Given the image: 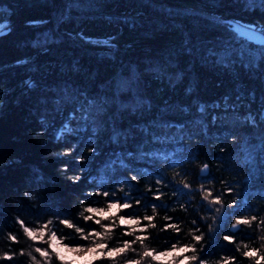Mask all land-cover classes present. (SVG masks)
I'll return each mask as SVG.
<instances>
[{
	"label": "trees",
	"instance_id": "1",
	"mask_svg": "<svg viewBox=\"0 0 264 264\" xmlns=\"http://www.w3.org/2000/svg\"><path fill=\"white\" fill-rule=\"evenodd\" d=\"M242 3L243 0L240 4L235 0H0V23L9 26L5 30L7 34L0 33V255L5 251L18 253L12 261L0 260V264H37V261L43 264L34 249L47 245L27 237L17 217L33 229L51 221L49 232L67 237L65 242L88 244L89 241L79 239L74 229L59 221L67 219L85 231H102L100 225L85 222L81 216L88 214L84 210L89 206H107V198L87 195L98 186L108 191L115 188L117 198L129 192L133 207L121 209L118 215L142 218L153 214L151 202L158 207L156 227L147 233H136L149 237L145 245L134 244L136 252L129 251L115 259L93 260L92 264H125L126 260L139 259L138 254L145 247L158 252L169 249L177 241L190 243L193 220L205 233L206 247L199 254L210 264L225 256L236 257V264H256L259 256L264 255V240L260 239L264 227H257L264 220V172L261 171L264 123L256 128L241 127L229 118L223 121V127H201L212 115H224L222 110L212 111L211 105L231 92L234 83L238 90L255 91L253 111L264 108V63L245 74L247 80L240 83L241 74L236 69L232 70L230 79L215 71L210 59L237 53L242 54L246 63L249 57L259 60V50L249 49L241 42L242 38H233L230 32L216 26L235 20L264 25V6L259 0H249L255 5L252 8ZM78 32L100 45L90 46L75 39ZM181 34L186 38L184 42ZM112 36L117 38L116 48L112 50L102 45L103 41H95ZM27 79L37 86L27 88ZM171 80L173 83L168 84ZM219 81L222 87L216 86ZM84 89L100 96L107 108L101 106L97 115L102 117L109 110L114 113L116 130L130 133L127 141L121 137L119 145L111 143L112 128L108 126L104 130V124L99 126L102 131L98 142L91 145L97 149L95 155L88 152L86 139L90 132L86 133L84 128L78 129L81 132L78 138L70 136L63 142L54 139L55 131L69 112L84 104L87 99L82 93ZM201 103L209 106L203 121L197 107ZM112 118L109 115L108 121ZM168 125L182 127L183 133ZM141 127H149L152 136H166L168 140L152 142L148 134L139 131ZM237 128V138L233 141L229 133ZM73 145H77L74 151L58 155ZM158 150L169 155L175 152L182 164L168 167L160 160L153 166L144 151L155 155ZM129 151L134 155L125 159L128 170L113 169L109 162L115 159L114 153ZM81 155L86 157L84 164L77 160ZM204 163L208 165L209 177L201 179L200 168ZM62 164L68 165L67 171H61ZM153 167L162 169L169 180L175 177L176 181L190 184L192 192L174 203L173 189L162 188L166 193L162 201H150L149 189L155 191L156 177L144 173L151 172ZM81 168L85 171L80 181L73 183L69 177L81 174ZM132 175L138 176V183L133 181L130 191L128 184L117 185V180ZM201 184L211 188L213 195L224 193L221 198L228 216L222 227L214 226L211 232L209 225L213 224L214 213L200 204ZM229 186L234 188L232 194L224 192ZM121 187L123 192L119 190ZM137 199L141 200L139 206L135 204ZM233 200L239 207H231ZM161 203L167 208L160 207ZM179 203H185L186 208L181 209ZM165 215L172 216V222L180 225L179 234L171 229L161 230L167 223L163 219ZM252 215L258 219L251 226L241 225L235 233L229 231L235 216ZM110 222L102 220V224ZM131 231L129 226L117 227L103 242L119 247L120 241L135 239L125 234ZM10 233L17 236L16 242L8 239ZM225 234H234L235 243L223 241ZM243 244L260 249L259 255L255 259L243 257ZM237 245H241V251H236ZM21 249L24 255H19ZM32 256L37 260L33 261ZM54 264L65 262L54 261ZM67 264L77 263L67 261ZM140 264L169 262L143 258Z\"/></svg>",
	"mask_w": 264,
	"mask_h": 264
},
{
	"label": "snow or ice",
	"instance_id": "2",
	"mask_svg": "<svg viewBox=\"0 0 264 264\" xmlns=\"http://www.w3.org/2000/svg\"><path fill=\"white\" fill-rule=\"evenodd\" d=\"M236 3L240 4V0H235ZM259 3L264 6V0H259ZM243 6L244 7H255V5L249 3V0H243ZM258 9V8H257ZM259 10V9H258ZM221 18V17H220ZM208 23H215L214 21H206ZM35 23V22H30ZM245 24L240 23L239 21L230 24H216L217 27H222L230 34L233 35V38H242L241 42L246 43L249 47V49H256L259 50V60L256 61L254 58L249 57V62H245L241 57L242 54L233 53L231 56H225L223 59H220L217 56H212L210 59L213 61V67L215 71L223 72L224 76L230 77L232 79V70L236 69L238 73L241 74V80L240 83H245L247 80V75L252 71L254 67L259 68V65L261 63H264V25H251L250 27H245ZM9 26L0 24V33H3V35L6 33V28ZM134 27V25H133ZM179 31V30H177ZM181 42L185 41V37L181 34ZM75 39H78L79 41L83 42L86 45H100V44H94L91 38H89L87 35H85L83 32H78L75 36ZM116 37L112 36L104 40H95V41H103L104 46L107 47V49L112 50L113 48H116ZM188 42L191 43V33H189ZM213 51H218L217 49H214ZM219 60V62H217ZM149 67V66H148ZM139 69H136V72H138ZM170 71L175 72V69H170ZM185 73L187 69L184 70ZM150 75H156L155 72H149ZM140 79L141 76H139ZM173 80L169 81L168 84H172ZM25 85L27 88L32 89L37 86V84L30 79L25 80ZM217 87H222V81H219L216 85ZM189 92H191V87L188 89ZM82 93L85 94L84 96H87V99L84 101L83 105H77L71 112H69L68 116L65 118V120L59 125L57 130L55 131L54 139L57 142H63L68 139L70 136H76L79 137L78 129L84 128L85 132H90V134L87 136L86 139V145L88 146V152L91 155H95L97 152V149L95 147H92L91 145H94L98 142L99 134L101 133V128L99 127L101 124L105 125V129L107 130L108 126H111L113 135L110 137V142L114 143L116 145H119L121 142V137L125 141H127L128 136L130 133L126 132H118L116 130V118L114 113H111L110 110L105 112L104 115L98 116L97 113L100 110V107L107 108L106 104H102L101 98L99 95H92L91 92L84 89L82 90ZM91 97V98H89ZM256 97L255 91L252 89H244L240 88L239 90L236 87V84L234 83L232 86L231 92L225 93L220 100L215 101L211 105V110H222L224 115H212L210 121H206L201 124V127L203 129H207L210 125L211 126H221L223 127V121L231 118L237 125L241 127H251L256 128L261 123H264V108L257 107L255 111L252 110L251 104L253 103V100ZM150 107V105H149ZM198 114L201 120L203 121L207 114L209 113V106L205 103H201L198 106ZM241 109H245L244 112H241ZM186 110V109H183ZM112 115V121H108V116ZM123 115V113H121ZM73 124H76L78 126L73 127ZM44 125L41 124V128H43ZM169 128L175 129V131H179L183 133V128H176L174 125H168ZM141 133L148 134L151 137L152 142H160L161 139L167 141L168 137L166 136H152L151 130L149 127H141L139 129ZM236 132H238V128L235 131H230V135L233 141H236ZM39 134H44L43 132H40ZM183 137H181L182 139ZM243 139V138H241ZM77 145H73L72 148H66L62 153H59V156L67 155L75 150ZM251 151V150H249ZM145 152V158L151 159L153 166H155L160 160H164L168 167H175L176 165L182 164L181 160L176 159V153L172 152L171 155L169 153L164 152L161 153L159 150L155 153V155H152L150 151H144ZM132 152H119L114 153L115 159L111 160L109 163L113 169H117V171L120 170H128L127 165L125 163V159H131L133 157ZM248 159L251 160V155L248 156ZM77 160L84 164L86 157L81 155L77 157ZM14 163L10 162L9 165ZM68 165L62 164L61 165V171H67ZM85 171V168H81V174H78L74 177H69V179L73 182H79L81 179V175ZM262 172H264V169H261ZM108 173L106 172V175ZM145 175H154L156 177V184L157 187L155 191H152V189H149L151 191L152 195L150 198V201H162V198L165 196V192L162 191V188H168L171 187L173 189L172 196L176 198L174 203L179 202L180 198L182 196H188L192 192L191 185L188 183L183 182V180L176 181L175 177H173L172 180H169L164 174L163 170L160 168L153 167V170L151 172L145 171ZM113 173V177H114ZM177 175H180L177 173ZM110 177V178H113ZM200 177L201 179H205L209 177V170L208 165L205 164L203 168L200 171ZM133 181H136L138 183V176L132 175L130 178L125 177L124 180H117V185H123L128 184L129 185V191L131 190L134 185L132 184ZM90 183H93V181H89ZM103 186H98L96 188L95 192H89L87 193L88 196H96V197H104L107 198V206L104 207H87L84 211L88 213L85 215L84 213H81V216L83 217V220L85 222L87 221H93L96 225H100L102 228V231H97L96 229H92L91 231H85L84 228L78 227L75 224L71 223L67 219L60 220L59 222L65 226H67L70 229H74L75 233L78 235L79 239L83 241H89L88 244H70L65 242L67 240V237H58L56 231H50L49 232V224H51V221H48L44 223L41 227L38 228H29L24 224L23 220H20L17 217V223L20 224L21 228H23L24 233L29 237L33 242H43L46 244V247H35L34 251L35 253H38L39 256L42 258L43 264H54V261H61L65 262L67 264L68 257L65 253H84L82 257H79L80 260H84L86 264H92L93 260H104V259H115L117 256H120L122 254H126L129 251L136 252L137 250L132 247V245L139 243L140 245H145V242L149 239L147 235H137V231L140 233H147L148 229L155 228L156 224L154 223V219L157 214V207L158 204L155 202H151V209H152V215H144L142 218L139 216L132 217V216H125V215H118L119 211L121 209H129L132 208L133 205L129 202L131 199L129 192H123V188L121 187L119 190L123 192V196L120 198H117V190L114 188L112 191L108 190H101ZM234 191V188L232 186H229L226 190H224L227 194H232ZM224 193H221V195H213V191L211 188H205L203 184L200 186V195L201 205H206V210L210 213H214L211 216V219L213 221V224L209 225V232L213 231L214 226H223V224L226 222L228 213L224 211L223 207V201H222V195ZM25 195H28L25 193ZM121 199H123V203H121ZM149 201H146L148 203ZM188 204L191 203V201H187ZM135 204L137 206L141 205V200L137 199L135 201ZM246 205V201H245ZM160 207L167 208L166 204H159ZM179 207L181 209L186 208L185 203H179ZM231 207L236 208L239 207L236 200H233ZM118 219V223H117ZM163 219L167 222L164 224L162 231L166 230H173L175 233L179 234L182 229L178 223L172 222L173 217L169 215H165ZM258 217L256 215H252L251 217L247 216H235L234 221L231 224V227L229 229L230 232L235 233L239 230V227L241 225L245 226H251L253 222H256ZM103 221H111L110 223H103ZM146 222V223H145ZM193 227L189 229V235L191 236V242L190 243H184L181 244L179 241L177 243L171 244V247L169 249H165L162 252H157L154 249H149L148 247H145L142 253H139V259H133V260H126L125 264H140L141 259L143 258H151V260H160L161 258H167L169 264H210L208 260L203 259L200 256V252L204 250L206 245L204 244L205 240V233L202 232L199 227L196 226L197 222L196 220H193L192 222ZM120 226H129L132 227L131 232H126L127 235L135 236V239H125L120 241L119 247H110L108 243L103 242L106 238L110 236L113 229L120 227ZM257 227H264V220H260L257 224ZM8 239L10 241L16 242L17 236L14 234H9ZM223 241L228 242L230 244L235 243V237L233 235L225 234L222 237ZM261 240H264V236L260 237ZM58 242L62 246H58ZM199 245V248L197 247ZM243 251L242 255L245 258H252L255 259L260 252V249L258 248H250L248 244H243ZM236 251H241V245H237ZM18 253L12 252V251H5L2 255H0V260L3 261H12ZM19 255H24L23 249L20 250ZM31 259L33 261H36V256H32ZM73 260L76 259V257H72ZM261 261H264V255H260L259 259L256 260V264H261ZM37 264H40L39 261H37ZM215 264H236V257H221L219 260L215 262Z\"/></svg>",
	"mask_w": 264,
	"mask_h": 264
},
{
	"label": "rangeland",
	"instance_id": "3",
	"mask_svg": "<svg viewBox=\"0 0 264 264\" xmlns=\"http://www.w3.org/2000/svg\"><path fill=\"white\" fill-rule=\"evenodd\" d=\"M236 22H238L237 20H235ZM234 22V21H233ZM232 22V23H233ZM240 23L245 24L246 26H251L253 25V23H248V22H244V21H239ZM3 24V23H0ZM92 207H98V206H92ZM106 208V207H104ZM58 246H62L59 242H58ZM158 252H162V251H158ZM66 256L69 258L68 261H71L73 263H77V264H86V262L84 260H80L79 257H82L84 255V253H65ZM72 257H76L75 260L72 259ZM160 260H168L167 258H161Z\"/></svg>",
	"mask_w": 264,
	"mask_h": 264
},
{
	"label": "water",
	"instance_id": "4",
	"mask_svg": "<svg viewBox=\"0 0 264 264\" xmlns=\"http://www.w3.org/2000/svg\"><path fill=\"white\" fill-rule=\"evenodd\" d=\"M233 22V21H232ZM234 23V22H233ZM245 27H249V26H246V25H244ZM205 165V163L204 164H202V166H201V168H200V171H201V169L203 168V166Z\"/></svg>",
	"mask_w": 264,
	"mask_h": 264
}]
</instances>
